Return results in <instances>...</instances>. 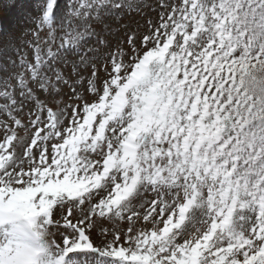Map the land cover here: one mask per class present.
Segmentation results:
<instances>
[{
    "label": "snow or ice",
    "instance_id": "snow-or-ice-1",
    "mask_svg": "<svg viewBox=\"0 0 264 264\" xmlns=\"http://www.w3.org/2000/svg\"><path fill=\"white\" fill-rule=\"evenodd\" d=\"M0 264H264V0H9Z\"/></svg>",
    "mask_w": 264,
    "mask_h": 264
},
{
    "label": "rangeland",
    "instance_id": "rangeland-1",
    "mask_svg": "<svg viewBox=\"0 0 264 264\" xmlns=\"http://www.w3.org/2000/svg\"><path fill=\"white\" fill-rule=\"evenodd\" d=\"M4 11H6V10H3V11L1 12V14H3V13H4Z\"/></svg>",
    "mask_w": 264,
    "mask_h": 264
}]
</instances>
